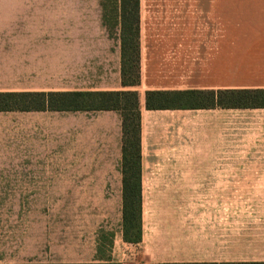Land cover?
Listing matches in <instances>:
<instances>
[{
  "label": "crops",
  "instance_id": "1",
  "mask_svg": "<svg viewBox=\"0 0 264 264\" xmlns=\"http://www.w3.org/2000/svg\"><path fill=\"white\" fill-rule=\"evenodd\" d=\"M120 4L0 0V94L138 92L141 240L124 237L123 159L97 158L122 151L120 112L37 97L0 109V264L264 263V107L145 104L147 90L264 89V0H140L136 86L123 83L120 29L103 24ZM67 199L117 208L70 221L53 206Z\"/></svg>",
  "mask_w": 264,
  "mask_h": 264
},
{
  "label": "trees",
  "instance_id": "2",
  "mask_svg": "<svg viewBox=\"0 0 264 264\" xmlns=\"http://www.w3.org/2000/svg\"><path fill=\"white\" fill-rule=\"evenodd\" d=\"M118 1L120 7H113L115 11L114 28L121 32L123 83L136 86L140 82V0H105ZM120 10V14L117 11ZM108 17H104V22ZM108 26V25H107ZM130 68L135 70L134 79H130ZM48 97L51 106L66 110H115L123 117V148L124 162V200L123 219L124 237L130 242H139L142 237V200L140 182L141 150V114L139 98L136 90L111 92H69V93H2L0 94V109L9 107H29L34 98ZM146 108L157 109H186V108H258L264 107V89L239 90H147L145 94ZM134 113V120L126 115ZM137 171L135 179L126 177L127 170ZM96 264V263H90ZM101 264V263H97ZM120 264V263H104ZM163 264H215V263H163ZM221 264H264L258 262L221 263Z\"/></svg>",
  "mask_w": 264,
  "mask_h": 264
},
{
  "label": "rangeland",
  "instance_id": "3",
  "mask_svg": "<svg viewBox=\"0 0 264 264\" xmlns=\"http://www.w3.org/2000/svg\"><path fill=\"white\" fill-rule=\"evenodd\" d=\"M107 5H112V3H107ZM108 9L106 11V15H107V20L105 21V23L103 22V24L108 25V30L111 33L117 32L118 31V27L114 28V19L111 18L113 16V12H110L112 10ZM142 30L143 31H156V30H172V25H142ZM130 72V79H134L135 77V70L133 68H130L129 70ZM121 115V119L123 120L122 114L120 112ZM126 115L128 116V118H130V122L131 120H134V113L133 112H126ZM73 148V146L69 145V151L67 153V158L68 160H74V159H79L80 155L79 153H76V151H71L70 149ZM102 150L99 151L97 153V158L99 159H108V160H121L123 155H122V151H121V146L120 145H113V144H105V145H101ZM123 148V146H122ZM135 173H137V171H134V169L132 170H127V174L126 177L130 180H134L135 178ZM94 204H98L96 207H100V208H117V205L115 204V202H110L108 203L107 201H81V200H76V199H67V200H62V201H57V202H53V206H58V207H62V208H66L68 210V219L70 221H74L75 220V209L77 208H90L93 207ZM104 225V223H103ZM105 229V227H104ZM107 229V228H106ZM108 231V230H106Z\"/></svg>",
  "mask_w": 264,
  "mask_h": 264
}]
</instances>
